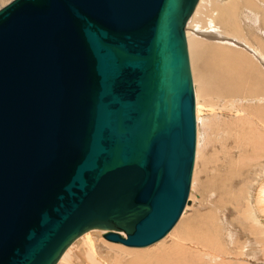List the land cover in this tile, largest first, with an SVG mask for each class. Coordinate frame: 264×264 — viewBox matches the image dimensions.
<instances>
[{"label": "water", "instance_id": "1", "mask_svg": "<svg viewBox=\"0 0 264 264\" xmlns=\"http://www.w3.org/2000/svg\"><path fill=\"white\" fill-rule=\"evenodd\" d=\"M196 2L0 7V264H55L89 228L140 247L173 226L194 156Z\"/></svg>", "mask_w": 264, "mask_h": 264}, {"label": "bare ground", "instance_id": "2", "mask_svg": "<svg viewBox=\"0 0 264 264\" xmlns=\"http://www.w3.org/2000/svg\"><path fill=\"white\" fill-rule=\"evenodd\" d=\"M4 1L0 0L1 3ZM184 39L195 121L194 156L186 199L189 202L193 169L197 174L204 173L212 156L211 152L205 151L204 135L200 141L202 133L196 121L203 127L206 122L202 123L199 118L198 101L216 96L225 104L229 103L230 110L235 112V115L233 112L230 115V122L225 123L224 144L217 146L215 151L216 157L226 163V171L212 178L218 197L216 203L227 209L224 220L230 227L227 236L233 249L221 242L216 227L203 224L208 219H202L198 224L197 237H194L196 231L191 235L194 229L182 227L186 237H189L185 241L195 243L197 249L186 246L179 239V231L182 223L189 220L187 215H190L188 211L192 207H187L189 204L185 203L173 226L161 238L140 247L118 243L127 248H144L159 242L155 249L120 251L101 238L105 229L89 228L69 243L55 264L68 263L80 249L84 250V264H264V224L248 221L247 213L251 215V211L240 207L243 201L236 183L245 171H254L264 162V0H197L185 23ZM261 189L264 190V185ZM257 202V208L262 209L264 205ZM261 209L257 210L264 211ZM108 251L113 255L101 259L100 255ZM115 254H123V257ZM124 256L130 257V260L125 258L124 261Z\"/></svg>", "mask_w": 264, "mask_h": 264}, {"label": "rangeland", "instance_id": "3", "mask_svg": "<svg viewBox=\"0 0 264 264\" xmlns=\"http://www.w3.org/2000/svg\"><path fill=\"white\" fill-rule=\"evenodd\" d=\"M8 1L10 2L11 0H5L4 3L6 2L8 4L9 3ZM4 3L0 2V7L2 5H4ZM239 15L242 17V15L240 13H239ZM193 86H194V82H193ZM194 93H195V89H194ZM207 99H209V100H206V99L202 100L200 98L198 101L199 118H200L202 123L206 122L205 126L203 127L200 123H197V121H196V124L199 125L200 133H202V135L200 134V141L204 135L205 139H202V141L204 140V142H205V145H204L205 151L211 152L212 156H211L209 163H208V167H207L208 169L206 171H204V173H199L200 174L199 175V174H197L195 169H193V177H192L191 190H190L189 202H188L189 205L187 206V207H192V209L188 211V214H190V215H187V216H190L189 220L182 223L181 229L179 231V239L184 241L187 244L186 246H191L193 249H197L195 247L196 246L195 243L190 244L187 241H185V240H188L189 237H186L185 232H183L184 230L182 231V227H184V226L188 227L189 226V228L194 229V230H192L191 235L193 236L194 232L196 231L194 237H197L198 236L197 231L199 229L198 224L200 223V221L202 219H208L203 224L208 225L209 227H211V226L216 227L219 231L221 242L223 244L227 243V245L231 249H233V247L231 245V240H230L229 236H227V233L229 232L230 227L228 226V224L224 220V219H226V217L224 215L227 214V212H226L227 209L225 207H222L219 203L218 204L216 203V200H217L216 198H218V197H217L215 184H213L212 178L215 179L219 174L223 173L224 170L226 171V163L222 159H219L216 157L215 151H216L217 146L224 144L225 132L227 130L225 127V125H226L225 123L230 122V118H231L230 115H232V112L234 113L233 115H235V112L230 110V104L229 103L225 104V102H222V100L220 98H217L216 96H211L210 98H207ZM210 100H211V102H210ZM212 106H213V108H212ZM235 107H237V106H235ZM232 110H234V109L232 108ZM195 118H196V99H195ZM196 130H197V128H196ZM209 139H210V141H209ZM204 147L202 146L203 149H204ZM195 154H196V149H195ZM242 162H244V160ZM194 166H195V161H194ZM245 172L246 173L236 181V183L238 182V191H239L240 196H241V202L243 201V203H241L240 207H242V209H245V210L247 209L248 211H251V215H249L247 213V216H249V217H247L248 221L251 224H254L253 222H255V224L256 223L264 224V211H261V212L258 211L257 209H261V208L259 206L257 208V205H256V202L257 201L259 202V199L262 200V201L260 200L261 203L259 202V204L264 205V203H262V202H264V194L262 193V192H264V190L261 189L264 185V162H263V165L260 164V167L256 168L254 171L249 169ZM203 174H206V175L204 176ZM193 179L196 182L193 181ZM199 180L202 181L203 183L199 182ZM234 183L235 182H233V185H234ZM203 185H206V186H203ZM260 192H261V194H263V196L261 194H259ZM257 196L259 197L258 200H257V198H258ZM258 202H257V204H258ZM187 207H186V209H187ZM261 207L264 208V206H261ZM263 208L261 210H264ZM262 212H263V214H262ZM180 220H181V218H180ZM180 220H179V222H180ZM248 221L245 223L246 226L248 224ZM179 222L177 223L175 228L178 226ZM203 224L200 227V231H201ZM262 230H264V229H262ZM260 235H261V232H260ZM101 238L104 240V242H107V243L109 242L108 244H110V247H112L111 245H113L114 248H117L120 251H121V249H124V250H128V249L129 250H142V251L147 250L148 251L149 249L151 250V249L157 248L158 247L157 245L159 243L158 242L156 244H153L151 246L144 247V248H127L121 244H118L117 242L116 243L110 242V241L104 239L102 236H101ZM76 251L77 252H75L74 255H72L70 257L68 263H66V264H81V262L84 264L83 261L86 260V259H84V257H85L84 250L80 249V250H76ZM107 253L106 254L103 253L102 255H100L101 256L100 258L106 259V257H111L109 255H113V253H111V251H108ZM115 255L123 257V254H115ZM125 258L126 259L128 258V260H130L129 259L130 257L124 256V258H123L124 261H126ZM97 264H100V263H97Z\"/></svg>", "mask_w": 264, "mask_h": 264}]
</instances>
